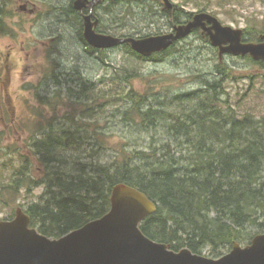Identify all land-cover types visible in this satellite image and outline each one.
I'll return each mask as SVG.
<instances>
[{
    "label": "rangeland",
    "instance_id": "1",
    "mask_svg": "<svg viewBox=\"0 0 264 264\" xmlns=\"http://www.w3.org/2000/svg\"><path fill=\"white\" fill-rule=\"evenodd\" d=\"M171 1L192 18L197 13L208 12L224 25L236 29L264 27V0ZM73 2L0 0V219L10 216L19 206L26 208L27 204L42 200L47 185L43 163L35 157L33 140L44 137V130L48 131L51 125L56 133L69 126L76 132L72 118L86 128L82 133L86 142L92 140V144L85 143L82 147L83 154L78 153L86 162L94 159L112 163L117 156L116 148L125 144L129 151H156L159 159L175 156L178 162L187 163L184 160L190 150L187 141L182 146L175 141L179 135L186 139L185 134H181L185 132L184 127L179 125L181 132L176 134L171 119L144 123L138 117L137 122H127L122 112L129 109L131 103L126 102L124 94L116 95L117 90L124 93L136 89L146 93L147 109L191 114L193 106L200 103L205 94H200L197 102L179 101L174 97L187 93L192 95L190 99L199 96L200 91L206 90V81L221 78L217 65L222 61L233 70V77L224 82L225 92L220 98L228 101L238 119L250 114L256 122H263L261 130L264 131L263 65L254 64L248 55L220 57L219 49L211 45L209 35L201 28L173 44L159 59H139L123 46L93 52L84 38V16L88 10L75 9ZM71 4L77 13L68 11ZM109 4L106 1L94 9L95 18L99 19V33L143 38L173 31L171 19L163 12V2L123 1L111 10ZM205 6L209 7L207 11L202 10ZM130 74L138 77L129 82ZM72 86L78 88L75 92H79L80 100L67 92ZM54 94L59 95L53 99L58 100L56 107H46L41 97L52 98ZM99 103L103 104L101 110L96 107ZM217 106L223 111L228 109L225 103ZM72 153L64 151L63 157ZM90 154L94 157L87 159ZM27 157L32 161V174L37 181L30 184V192L29 185L12 192L7 186L16 181L14 173L27 163ZM74 166L73 161L64 168L71 171L75 170ZM29 182L27 178L26 184Z\"/></svg>",
    "mask_w": 264,
    "mask_h": 264
},
{
    "label": "trees",
    "instance_id": "2",
    "mask_svg": "<svg viewBox=\"0 0 264 264\" xmlns=\"http://www.w3.org/2000/svg\"><path fill=\"white\" fill-rule=\"evenodd\" d=\"M106 1L110 2L108 9L111 10L123 1L148 0H104L102 3ZM153 1L162 4L161 0ZM208 8L205 6L202 10L207 11ZM68 11L77 13L72 4ZM163 12L174 26L192 18L191 14L177 9L175 4L172 9L163 8ZM213 12L219 13L217 10ZM125 13L131 15L130 12ZM184 15H187L185 22ZM263 28L254 25V30H244V41L261 42ZM205 37L208 38L207 35ZM120 46L137 58L147 60L159 59L170 51L143 57L133 51L128 43ZM90 49L96 51L92 47ZM248 57L254 64L264 66V61H254L251 56ZM217 72L221 78L206 81V90L200 91L199 96L190 99L192 95L187 93L174 97L179 101L197 102L202 96L200 94H205L200 103L193 106L191 114L183 112L178 115L153 107L147 109L146 93L136 89L115 92L118 96L124 94L126 102L131 103V107L122 112L127 122H137L138 117L144 123L171 119L176 134L181 132L178 126H183L185 132L181 134H185L186 139L177 135L175 141L181 146L187 141L190 148L184 157L187 163L178 162L175 156L159 159L156 151H129L125 144L116 148L117 156L112 163L96 162L94 159L86 162L78 153L83 154L82 147L85 143L92 144V140L86 142L82 136L86 128L75 118L71 123L76 132H72V126H69L62 127L56 133L51 125L48 131L44 130V137L34 138L35 157L43 163L47 188L40 202L27 204L26 208L19 206L30 216L31 226L48 237L60 238L108 213L114 186L126 183L138 188L157 204L156 212L142 222V231L152 240L168 244L173 250L188 247L193 253L205 255V251H208L205 256L219 258L228 253L235 242L247 245L255 235L264 233L263 122H256L250 114L238 119L228 101L220 98L225 92L224 82L233 77V70L220 61ZM137 77L130 74L127 80L131 82ZM60 82L58 80L57 85L60 86ZM74 83L77 85L79 82ZM75 91L78 88L72 86L67 92L80 100L79 92ZM58 96H44L40 100L46 107H56L58 100L53 99ZM110 101V98L107 99L108 103ZM218 103L228 104V109L223 111L221 106H217ZM96 105L101 110L103 104ZM228 126L231 127L227 129ZM70 150L73 153L63 157L64 151ZM94 150L92 146L96 154ZM93 157L94 154H90L87 159ZM73 161L75 170L64 168ZM26 162L16 169V181L7 186L12 192L25 185H29L27 190L30 192V184L37 181L32 174L31 159L27 157ZM27 178L30 179L29 184H26ZM16 210L2 219H13Z\"/></svg>",
    "mask_w": 264,
    "mask_h": 264
},
{
    "label": "water",
    "instance_id": "3",
    "mask_svg": "<svg viewBox=\"0 0 264 264\" xmlns=\"http://www.w3.org/2000/svg\"><path fill=\"white\" fill-rule=\"evenodd\" d=\"M103 0H75L77 10L87 9L84 38L94 49H111L125 43L143 57L169 49L175 41L201 28L210 43L225 54L251 56L264 61V36L261 42H247L244 30L224 25L218 17L200 12L186 23L175 25L167 34L143 38L116 37L97 32L99 19L95 5ZM172 9L171 0H161ZM157 210V204L138 188L126 183L114 186L111 208L104 216L92 220L60 238H51L31 226V218L18 207L13 219H0V264H264V233L250 244L234 243L219 258L196 254L188 247L173 250L166 243L149 238L142 222Z\"/></svg>",
    "mask_w": 264,
    "mask_h": 264
},
{
    "label": "bare ground",
    "instance_id": "4",
    "mask_svg": "<svg viewBox=\"0 0 264 264\" xmlns=\"http://www.w3.org/2000/svg\"><path fill=\"white\" fill-rule=\"evenodd\" d=\"M74 1H75V0H74ZM73 3H74V2H73ZM100 3H102V2L97 3V4L95 5V7H96L98 4H100ZM195 33H197L196 30H194L189 36H191V35H193V34H195ZM189 36H187V37H185V38H181V39L175 41L174 44L180 42V41L183 40V39L188 38ZM95 50H96V49H95ZM101 51H103V50H101Z\"/></svg>",
    "mask_w": 264,
    "mask_h": 264
},
{
    "label": "flooded vegetation",
    "instance_id": "5",
    "mask_svg": "<svg viewBox=\"0 0 264 264\" xmlns=\"http://www.w3.org/2000/svg\"><path fill=\"white\" fill-rule=\"evenodd\" d=\"M95 9V8H94ZM2 9H1V7H0V11H1ZM95 11V10H94ZM97 50V49H96ZM101 51V50H100ZM91 52V51H90ZM94 52V51H93ZM93 52H91V53H93ZM95 52H99V50H97V51H95Z\"/></svg>",
    "mask_w": 264,
    "mask_h": 264
}]
</instances>
